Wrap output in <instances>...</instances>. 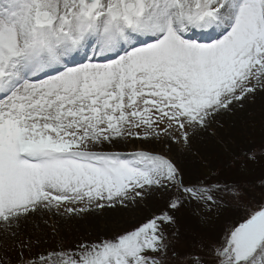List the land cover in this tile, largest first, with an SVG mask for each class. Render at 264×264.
I'll return each instance as SVG.
<instances>
[{
    "label": "snow or ice",
    "instance_id": "1",
    "mask_svg": "<svg viewBox=\"0 0 264 264\" xmlns=\"http://www.w3.org/2000/svg\"><path fill=\"white\" fill-rule=\"evenodd\" d=\"M258 92L264 0H0V264H264V140L233 147L225 130ZM209 137L211 159L193 152ZM154 196L111 235L69 245L50 224ZM189 206L234 219L181 248Z\"/></svg>",
    "mask_w": 264,
    "mask_h": 264
},
{
    "label": "rangeland",
    "instance_id": "2",
    "mask_svg": "<svg viewBox=\"0 0 264 264\" xmlns=\"http://www.w3.org/2000/svg\"><path fill=\"white\" fill-rule=\"evenodd\" d=\"M260 98V97H259ZM257 95L247 100L239 113L235 111L230 117H226L225 130L236 141L233 147H244L248 142H260L264 140V100H260ZM138 142V141H135ZM134 142L126 143L115 147H106L105 150L131 152L141 145ZM147 148H154L156 151H163L161 145H144ZM199 152L200 157L213 158L217 153H222V148L215 144L209 137L202 141L193 142V152ZM177 159L182 161L186 172L192 173V178L203 177L207 174V169L201 167V160L191 154H179ZM261 175L259 168L250 172L249 179H254ZM163 199L159 196L149 198L143 205L129 206L128 208L105 209L99 212L91 211L83 214L81 217L71 219H61L53 217L52 222L58 230L59 236L63 237L69 245L78 241L80 238L96 239L102 234L111 235L121 229L128 227L135 221L142 220L157 212L163 206ZM181 230L179 246L188 248L195 240L201 236L209 234H219L225 224L230 219H234L229 210H224L220 216H211L206 223H201L199 217L193 214L192 208L185 207L176 213ZM42 230L51 235V227L40 225ZM12 241L8 240L0 243V255H3L4 247H11ZM16 253L9 251L8 256L15 259Z\"/></svg>",
    "mask_w": 264,
    "mask_h": 264
},
{
    "label": "bare ground",
    "instance_id": "3",
    "mask_svg": "<svg viewBox=\"0 0 264 264\" xmlns=\"http://www.w3.org/2000/svg\"><path fill=\"white\" fill-rule=\"evenodd\" d=\"M257 96H258V98L260 99V100H264V92H258L257 94H256ZM241 111V109H239V110H236V112L237 113H239ZM236 113H234V115H235ZM132 144H134V142H131ZM137 145H140V142L138 141V142H135ZM119 145H123V144H117V145H115V146H119ZM114 146V147H115ZM106 147H108L107 145L105 146V148ZM105 148H104V150H105ZM109 148V147H108Z\"/></svg>",
    "mask_w": 264,
    "mask_h": 264
}]
</instances>
